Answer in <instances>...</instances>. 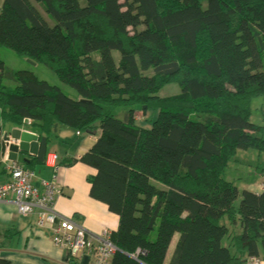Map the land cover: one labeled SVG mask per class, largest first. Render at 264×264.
<instances>
[{
	"label": "trees",
	"instance_id": "1",
	"mask_svg": "<svg viewBox=\"0 0 264 264\" xmlns=\"http://www.w3.org/2000/svg\"><path fill=\"white\" fill-rule=\"evenodd\" d=\"M0 49L69 88L0 61V131L38 129V162L60 128L99 134L79 161L118 217L109 264L264 262V192L226 180L264 154V0H0Z\"/></svg>",
	"mask_w": 264,
	"mask_h": 264
},
{
	"label": "crops",
	"instance_id": "2",
	"mask_svg": "<svg viewBox=\"0 0 264 264\" xmlns=\"http://www.w3.org/2000/svg\"><path fill=\"white\" fill-rule=\"evenodd\" d=\"M1 126V124H0ZM13 128H3V133H9ZM39 136L38 129L33 127L16 128ZM99 134H80L70 129L60 128L57 136L51 144L44 149V158L38 162V155L31 158L28 155L18 153L16 162L7 158V152L0 137V187L10 183L11 166L33 173L31 185L42 193V183L51 181L54 169L51 167L52 155L56 157L57 178L56 185L61 188V195L55 206V212L62 218L73 222L84 229L90 235L96 236L103 229H108L113 235L118 229V217L108 208L90 197V184L88 179L94 170L83 165L80 161L67 167L75 160L74 157H82L96 142ZM246 190L257 193L255 190ZM260 193V192H259ZM37 211L22 217L17 214L16 207L11 197L0 200V264H80V261L67 260L65 251L57 249L52 243V232L49 228L40 229L36 225ZM92 256L88 257V263L92 264ZM264 264V262H261Z\"/></svg>",
	"mask_w": 264,
	"mask_h": 264
},
{
	"label": "built area",
	"instance_id": "3",
	"mask_svg": "<svg viewBox=\"0 0 264 264\" xmlns=\"http://www.w3.org/2000/svg\"><path fill=\"white\" fill-rule=\"evenodd\" d=\"M50 158L54 174L50 182L41 184V194L31 185L33 173L13 165L8 168L10 183L0 187V200L11 197L17 214L22 217H27L37 211V227L51 230L54 247L65 251L68 261L78 263L83 257L93 254L92 264H109L110 259L118 253V250L112 243L108 229H103L99 235L93 236L55 212L61 188L55 182L57 178L56 157L52 155ZM74 159L79 161L80 157H74ZM260 192H264V184L260 185ZM144 255V251L137 250L130 258L137 260ZM247 264H261V262L252 258Z\"/></svg>",
	"mask_w": 264,
	"mask_h": 264
},
{
	"label": "rangeland",
	"instance_id": "4",
	"mask_svg": "<svg viewBox=\"0 0 264 264\" xmlns=\"http://www.w3.org/2000/svg\"><path fill=\"white\" fill-rule=\"evenodd\" d=\"M244 34L247 39L248 46L252 53V57L255 61V66L258 68V59L257 54L253 45L252 40L248 36L246 29H244ZM0 61L3 63L4 67L11 71H29L33 73L39 80H42L49 85L57 86L62 89L63 92L67 93L69 88H65L62 86L59 81H57L56 77L46 68L41 65L30 66L27 61L18 58L12 52L0 49ZM180 88L175 84H170L162 87L158 93L157 97L164 98L178 94ZM264 105V104H263ZM257 110H260V107H256ZM157 113L154 111H149L146 115L141 113L136 114V118L138 119H147L149 118V122H152L156 119ZM264 119V107L263 113L254 112L253 117L251 118V122L253 124H259ZM150 123L145 128H150ZM236 162L231 163L227 169L226 180H235V185L239 188L238 190H243L249 186V190H255L258 193L260 192V185L264 184V172H260L264 170V154L258 155L253 151H237L235 156ZM245 186V187H243ZM109 231V230H108ZM177 234H175L172 238L171 246L174 244V241L177 239Z\"/></svg>",
	"mask_w": 264,
	"mask_h": 264
},
{
	"label": "water",
	"instance_id": "5",
	"mask_svg": "<svg viewBox=\"0 0 264 264\" xmlns=\"http://www.w3.org/2000/svg\"><path fill=\"white\" fill-rule=\"evenodd\" d=\"M34 66L33 63L27 62ZM39 123L31 120L24 122L26 126H37ZM2 143L7 152V158L11 162H16L18 153L28 155L35 158L38 155V137L20 129L13 128L9 133H3L1 137ZM88 257H83L80 264H87Z\"/></svg>",
	"mask_w": 264,
	"mask_h": 264
}]
</instances>
